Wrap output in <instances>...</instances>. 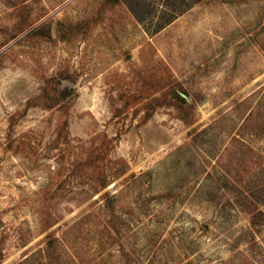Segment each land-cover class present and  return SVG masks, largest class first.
Segmentation results:
<instances>
[{
	"label": "rangeland",
	"instance_id": "1",
	"mask_svg": "<svg viewBox=\"0 0 264 264\" xmlns=\"http://www.w3.org/2000/svg\"><path fill=\"white\" fill-rule=\"evenodd\" d=\"M128 2L0 0V264H264V0Z\"/></svg>",
	"mask_w": 264,
	"mask_h": 264
},
{
	"label": "trees",
	"instance_id": "2",
	"mask_svg": "<svg viewBox=\"0 0 264 264\" xmlns=\"http://www.w3.org/2000/svg\"><path fill=\"white\" fill-rule=\"evenodd\" d=\"M203 0H160L161 10L156 11V7L158 6V0H130L128 5L131 11L134 13L136 19L144 25V27L148 28L149 24H154V28L151 33H157L170 23H172L175 19L181 16L183 13L188 11L191 8L192 4L200 2ZM146 5L149 10H143L142 6ZM153 15H158L157 23L153 21H148V18ZM206 129L202 132L204 133ZM206 133V132H205ZM104 186V184H103ZM235 194V202L238 207L243 210L247 209L250 211V215L252 217V224L256 226L257 219L260 216H264V211L261 210L260 205L264 200V189L260 187H255V189L251 190H238ZM262 198V199H261Z\"/></svg>",
	"mask_w": 264,
	"mask_h": 264
}]
</instances>
